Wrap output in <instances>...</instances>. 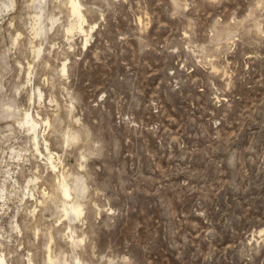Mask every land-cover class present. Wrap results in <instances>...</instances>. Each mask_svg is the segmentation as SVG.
Wrapping results in <instances>:
<instances>
[{
	"label": "clouds",
	"instance_id": "1",
	"mask_svg": "<svg viewBox=\"0 0 264 264\" xmlns=\"http://www.w3.org/2000/svg\"><path fill=\"white\" fill-rule=\"evenodd\" d=\"M0 264H264V0H0Z\"/></svg>",
	"mask_w": 264,
	"mask_h": 264
}]
</instances>
